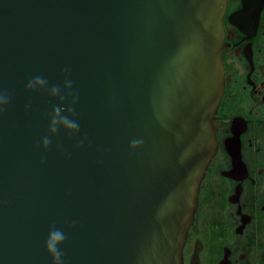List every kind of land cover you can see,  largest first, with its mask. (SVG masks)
Returning a JSON list of instances; mask_svg holds the SVG:
<instances>
[{
	"label": "water",
	"instance_id": "95a60500",
	"mask_svg": "<svg viewBox=\"0 0 264 264\" xmlns=\"http://www.w3.org/2000/svg\"><path fill=\"white\" fill-rule=\"evenodd\" d=\"M225 8L0 0V264H52V226L66 232L64 264H184L216 150ZM36 76L47 87H28ZM57 105L79 131L61 127L44 148Z\"/></svg>",
	"mask_w": 264,
	"mask_h": 264
},
{
	"label": "flooded vegetation",
	"instance_id": "af4514ba",
	"mask_svg": "<svg viewBox=\"0 0 264 264\" xmlns=\"http://www.w3.org/2000/svg\"><path fill=\"white\" fill-rule=\"evenodd\" d=\"M259 4L226 0L216 150L200 184L184 264H264V0Z\"/></svg>",
	"mask_w": 264,
	"mask_h": 264
},
{
	"label": "clouds",
	"instance_id": "9594fccd",
	"mask_svg": "<svg viewBox=\"0 0 264 264\" xmlns=\"http://www.w3.org/2000/svg\"><path fill=\"white\" fill-rule=\"evenodd\" d=\"M65 72L68 69H64ZM47 87V81L41 77L36 76L32 81L29 82L28 87ZM72 87V81L66 79L63 84V89L68 95H71V92L68 90ZM49 94L53 96H59L61 100L65 99V95L61 94V88L57 86H52L48 89ZM7 102V97L5 94L0 93V105H3ZM71 107H64L62 105H57L52 110V116L49 121L48 135H45L41 139V146L47 148L50 143V136L54 135L59 128L63 127L72 132L79 131V124L77 121L71 119L67 112H71ZM142 140L135 139L130 142V148H136L142 144ZM75 221H73V224ZM66 232L62 228H57L52 226L49 228L46 238L44 240V250L47 255L50 257L52 264H64L63 252L61 250V245H63L66 240Z\"/></svg>",
	"mask_w": 264,
	"mask_h": 264
}]
</instances>
